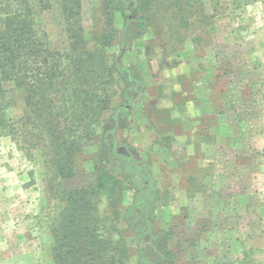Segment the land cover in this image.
<instances>
[{"label":"rangeland","instance_id":"rangeland-1","mask_svg":"<svg viewBox=\"0 0 264 264\" xmlns=\"http://www.w3.org/2000/svg\"><path fill=\"white\" fill-rule=\"evenodd\" d=\"M180 1L184 5L182 10L171 7V0H162L163 4L169 6V9L163 7V14H158L160 10L155 5L153 9L143 12V15L145 18L165 15L168 28L177 29L180 27L177 23L181 18L185 19V23L194 21L197 14H206L211 34L210 43L203 47L202 54L207 56L203 67L194 64L190 66L184 59H171L169 51H161L159 36L152 32L151 27L148 31L135 28L131 35L127 34L126 20L117 15L112 25L116 34L104 54L107 64L112 66L119 62L127 69H132V75L137 82L141 76L138 68L142 69L150 86L147 95L138 102L131 86L134 84H130L117 73L113 74L114 80L108 88L109 109L100 117V123L95 125L94 141L79 151L76 157V172L79 175L69 186L76 185L81 188L84 179L86 182L95 180L96 166L101 161L113 175L120 174L119 167L115 168L111 163L114 161L112 146H104L102 136L114 127L112 118L119 114L121 108L130 111L119 120L122 128L118 134L122 147L117 151L128 156L134 154L138 159L140 156L144 158L154 147L150 145L152 140L149 134L135 119V113L143 110L142 104L146 103L149 108H162L171 99L170 95H162L159 86L163 81L172 79L179 72H189L191 68H194L198 77H202L205 67H212L213 74V68L218 66L215 75L226 71L228 78L223 80L230 82V86L239 78L240 84L245 85L247 91L239 92L237 98L241 100L231 107L237 108L238 113L245 110L246 115L242 116V120L244 118L243 121L251 129L239 130L234 125L235 122L225 120L229 123L232 138L235 139L233 146H227L228 150L209 147L210 158L222 163L223 173L218 174L219 179L213 176V185L220 196L212 198L213 205L208 210L209 224L202 234L201 245L203 248L207 245L211 247L210 252L214 258L212 257L210 263L264 264V0L188 1L190 6L194 5L193 10L188 8L187 0ZM49 2L48 10L32 5L34 29L40 36L47 38L53 46L52 49L62 51L68 43L62 2ZM99 5L100 0H82L79 27L84 35L82 38L91 47L94 45L92 38L99 32L96 29L101 28L97 15ZM192 14L194 17H190ZM111 30L112 27H109L110 33ZM183 49L189 54L193 53L188 40L184 42ZM94 86L100 88L99 80ZM137 87L142 90L140 86ZM3 89L8 90V102L15 101L14 106L6 108V117L18 122L28 115L25 106L26 91L15 88L13 83L4 84ZM69 112L72 113V110ZM67 114L64 118L68 117ZM21 143L20 138L0 136V264H59L54 258V237L60 231L59 215L67 207L63 184L67 181L69 183L70 179L63 180L56 175L55 168L52 167L54 157L49 148L44 151L40 147L25 151L19 145ZM114 186L110 182L107 188L111 190ZM123 187H127V184H123ZM89 200L99 210L96 223L100 239L113 246V237L119 235L120 240L115 239L116 249L121 255L127 248L134 253L136 240L121 219L122 211L115 213L116 215L111 214L108 207H104L103 197H89ZM211 204L209 200V205ZM195 230L192 229L191 235L195 234ZM112 246L110 249L101 246L103 252H108V263H111V257L115 255ZM136 262V257L123 261L117 256L115 264H137Z\"/></svg>","mask_w":264,"mask_h":264},{"label":"trees","instance_id":"trees-1","mask_svg":"<svg viewBox=\"0 0 264 264\" xmlns=\"http://www.w3.org/2000/svg\"><path fill=\"white\" fill-rule=\"evenodd\" d=\"M60 1L68 35L67 47L62 51L52 49L47 38L34 29L32 5L48 10L49 0H0V136L22 139L19 145L25 151L49 148L54 157L52 167L56 175L63 180L70 179L69 183L64 181L66 183L63 184L67 207L59 215L60 231L54 237V258L59 264H115L117 256L119 260L129 261V248L122 255L116 249L115 241L120 240L119 235L113 237V246L100 239L96 223L99 210L89 200V197H103L104 207L116 215L120 212V193L128 189L135 192V199L122 213L121 219L135 237L138 264H189L188 249L197 245L207 225L198 223V227L204 228H198L193 238L187 233L190 224L185 219L177 221L169 232L156 230V215L152 210L159 197L156 183L146 165H142L134 154L128 156L117 151L122 147L118 134L122 128L119 120L129 113L127 108L118 110L119 114L112 118L114 127L102 136V144L112 146L114 161L111 163L115 168L119 167L120 174L113 175L101 161L96 166L95 180L86 182L84 179L81 188L69 185L79 175L76 172L79 151L94 141L95 125L100 123V117L109 109L108 88L114 80L113 74L117 73L134 84L131 85L136 93L134 98L143 90L142 76L137 82L132 69L119 62L112 66L107 64L104 54L116 34L112 26L115 17L121 15L126 20L127 34L131 35L135 28L148 31L151 27L159 36L161 47L182 50L188 38L197 49H203L210 43L208 17L203 13L195 17L192 14L190 17H194V21L183 23L185 19L181 18L177 23L180 27L170 29L166 16H160L163 7L169 9L162 0H100L97 15L101 28L96 29L99 32L92 38L94 45L91 47L82 38L83 32L79 27L82 0ZM171 1V7L183 9L182 1ZM188 1L192 0H187V4ZM155 5L160 15L145 18L143 12L153 9ZM193 7L188 4L190 10ZM109 27H112V33ZM216 78H228L226 71L217 73ZM98 80L100 88L94 86ZM8 83L26 91L28 115L18 122L8 120L5 114L6 108L15 105V101L8 102V90L3 89L4 84ZM137 86H142V90ZM66 114L68 117L64 118ZM110 182L115 186L108 190ZM125 183L127 187L124 188ZM101 246L108 249L114 247L112 251H115V255L111 257V263H108V252H103Z\"/></svg>","mask_w":264,"mask_h":264},{"label":"crops","instance_id":"crops-1","mask_svg":"<svg viewBox=\"0 0 264 264\" xmlns=\"http://www.w3.org/2000/svg\"><path fill=\"white\" fill-rule=\"evenodd\" d=\"M188 41L192 45V54L182 49L173 50L160 45L159 47L161 51H169L171 59H184L190 66L194 64L203 67V61L207 59V56L202 54L204 50L197 49L191 39ZM160 65L163 66L162 63ZM217 67L213 68V74L212 67H205L202 77L197 76L194 68L189 72L177 73L159 86L162 95H170V103H165L162 108H149L144 103L141 106L143 110L135 113V119L151 137L150 145L155 150L146 153L144 158L140 156L138 160L142 165H146L156 183L159 197L155 205H152V210L154 209L153 213L156 215V230L160 233L169 232L176 226L177 221L184 219L190 224L187 233L191 238L195 237L197 229L202 227H198V223L208 226V210L212 208V198L220 196L213 185V176L219 179L218 174L223 173L222 163L210 158L209 147L228 150L227 146H233L235 139L232 138L229 123L225 120L235 122L234 125L239 130L251 129V126L243 121L244 118L242 120V116L246 115L245 110L242 109L243 112L238 113L237 108L231 107L241 100L238 99V93L247 91L245 85L240 84V78L236 81L238 86L236 83L230 86V82L216 78ZM138 70L144 83V91L135 98L139 102L147 95L150 82L142 69ZM248 84L251 85L249 81ZM178 143L180 144L177 145ZM244 143L243 140L242 145ZM214 165L216 168H213ZM134 199L135 192L124 189L120 193V211H126ZM193 228L196 229L195 234L191 235ZM202 236L195 247L188 249L189 264H215L210 263L212 257L214 258L210 252L211 247L207 245L203 248L201 245ZM136 248L134 253L129 249V255L130 258L136 257L138 264Z\"/></svg>","mask_w":264,"mask_h":264}]
</instances>
